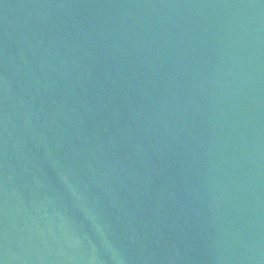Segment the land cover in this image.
<instances>
[{"label": "water", "instance_id": "obj_1", "mask_svg": "<svg viewBox=\"0 0 264 264\" xmlns=\"http://www.w3.org/2000/svg\"><path fill=\"white\" fill-rule=\"evenodd\" d=\"M0 264H264V0H0Z\"/></svg>", "mask_w": 264, "mask_h": 264}]
</instances>
